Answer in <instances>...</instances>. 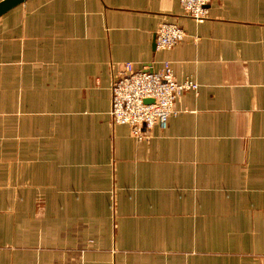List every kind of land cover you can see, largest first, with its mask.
<instances>
[{
	"label": "crops",
	"instance_id": "crops-1",
	"mask_svg": "<svg viewBox=\"0 0 264 264\" xmlns=\"http://www.w3.org/2000/svg\"><path fill=\"white\" fill-rule=\"evenodd\" d=\"M3 0H0V2ZM164 22L185 39L156 49ZM196 91L143 140L112 82ZM0 264H264V0H25L0 16Z\"/></svg>",
	"mask_w": 264,
	"mask_h": 264
},
{
	"label": "built area",
	"instance_id": "built-area-1",
	"mask_svg": "<svg viewBox=\"0 0 264 264\" xmlns=\"http://www.w3.org/2000/svg\"><path fill=\"white\" fill-rule=\"evenodd\" d=\"M184 14L196 22L209 18L212 0H179ZM184 29L170 22L162 23L156 36L157 50H170L185 39ZM193 80L179 82L171 62L165 60L155 71L153 65L135 68L132 62L112 82L111 118L116 125H128L133 136L143 140L155 126L167 128L169 119L177 115V99L185 92L198 89ZM151 100V101H147Z\"/></svg>",
	"mask_w": 264,
	"mask_h": 264
},
{
	"label": "water",
	"instance_id": "water-1",
	"mask_svg": "<svg viewBox=\"0 0 264 264\" xmlns=\"http://www.w3.org/2000/svg\"><path fill=\"white\" fill-rule=\"evenodd\" d=\"M25 0H3L0 2V16L7 12L12 7L18 5L19 3H22ZM151 101V100H147Z\"/></svg>",
	"mask_w": 264,
	"mask_h": 264
}]
</instances>
